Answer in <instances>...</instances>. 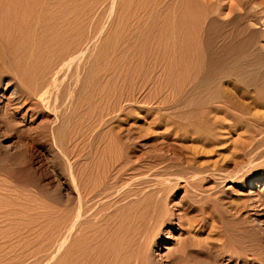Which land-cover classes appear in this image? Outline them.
Returning <instances> with one entry per match:
<instances>
[{
  "label": "rangeland",
  "instance_id": "rangeland-1",
  "mask_svg": "<svg viewBox=\"0 0 264 264\" xmlns=\"http://www.w3.org/2000/svg\"><path fill=\"white\" fill-rule=\"evenodd\" d=\"M0 264H264V0H0Z\"/></svg>",
  "mask_w": 264,
  "mask_h": 264
},
{
  "label": "bare ground",
  "instance_id": "bare-ground-1",
  "mask_svg": "<svg viewBox=\"0 0 264 264\" xmlns=\"http://www.w3.org/2000/svg\"><path fill=\"white\" fill-rule=\"evenodd\" d=\"M224 105V104H223ZM220 108H222L221 106H220ZM224 108V107H223ZM243 108V107H242ZM227 110V109H226ZM233 110H234V108H233ZM232 111V110H231ZM242 111V110H241ZM212 113V112H211ZM232 114V113H231ZM238 114V113H237ZM236 116V115H235ZM215 117V116H214ZM219 118V117H218ZM217 118V119H218ZM208 120V119H207ZM210 121V120H209ZM245 121V120H244ZM223 122V121H222ZM201 124V123H200ZM206 124V123H205ZM241 124V123H240ZM203 125V124H202ZM208 125V124H207ZM234 126V125H233ZM258 126V125H257ZM197 128V127H196ZM204 128V127H203ZM217 128V127H216ZM223 128V127H222ZM226 128V127H225ZM235 128V127H234ZM198 129V128H197ZM224 130V129H223ZM230 134V133H229ZM212 138V137H211ZM76 163V162H75ZM81 163V162H80ZM70 166H71V164H70ZM117 167V166H116ZM81 168V167H80ZM74 169V168H73ZM72 169V170H73ZM78 170V169H77ZM129 170V169H128ZM74 171V170H73ZM81 171V170H80ZM129 173V172H128ZM73 175H74V173H73ZM114 175V174H113ZM72 177V176H71ZM76 177V176H75ZM118 177V176H117ZM74 178V177H73ZM77 178V177H76ZM121 178V177H120ZM132 178V177H131ZM73 181H74V183L77 185V186H79L78 184H77V180H78V178L75 180V178L74 179H72ZM107 181H109V180H107ZM137 182V181H136ZM138 183V182H137ZM140 184V183H139ZM136 185V184H135ZM81 190V189H80ZM79 191V190H78ZM87 191V190H86ZM81 192V191H80ZM79 192H77V194H78ZM151 193V192H150ZM87 194V193H86ZM93 194V193H92ZM78 196H80L79 194H78ZM83 196V195H82ZM120 196V195H119ZM131 196V195H130ZM135 196V195H134ZM138 196V195H137ZM81 197V196H80ZM80 197H79V200H80ZM88 197V196H87ZM157 197V196H156ZM126 198H128V197H126ZM141 198V197H140ZM135 199V198H134ZM79 200H78V202H79ZM123 200V199H122ZM153 200V199H152ZM85 201H87V199L85 200ZM129 201V200H128ZM135 201H136V199H135ZM82 202V201H81ZM80 202V203H81ZM125 202V201H124ZM132 202V201H131ZM144 202V201H143ZM143 202L142 203H140V204H143ZM156 202V201H155ZM159 202V201H158ZM83 203V202H82ZM126 203V202H125ZM134 203V202H133ZM146 203V202H145ZM145 205V204H144ZM159 205V204H158ZM162 205V204H161ZM143 206V205H142ZM148 206V205H147ZM122 207V206H121ZM129 207V206H128ZM125 208V207H124ZM131 208V207H130ZM145 208V207H144ZM139 209V208H138ZM143 209V208H142ZM136 210H137V208H136ZM135 211V210H134ZM131 212V211H130ZM133 212V211H132ZM139 212V211H138ZM125 214V213H124ZM128 214V213H127ZM129 215H132L131 213L129 214ZM123 216V215H122ZM131 217V216H130ZM133 217H135V216H133ZM138 217V216H137ZM163 217V216H162ZM161 217V210L160 209H158V207H156V206H151L150 208H147V210L145 211V212H143L140 216H139V219H136L135 221H137V224H136V227L133 229V231H132V233H133V242H134V245H136V250H138V252H139V249H143V250H145V252H147L148 251V247L150 246V244H152L153 243V241H154V238L156 237V235H157V232L159 231V226L162 224L163 225V223H164V221H165V219H164V221L161 219L162 218ZM128 218H129V216H128ZM127 218V220H129ZM122 220H123V218H121ZM131 219V218H130ZM127 220H125V221H127ZM132 220V219H131ZM134 220V219H133ZM167 220V219H166ZM186 221V220H185ZM166 222V221H165ZM130 225H132L131 223H130ZM128 227H130L129 225H128ZM133 227V226H132ZM129 232V231H128ZM131 233V232H130ZM131 233V234H132ZM147 235V236H146ZM144 236H146L147 237V239L145 240L143 237ZM131 239V238H130ZM129 245V244H128ZM145 252H144V254H145ZM138 254V253H137ZM139 256V255H138ZM143 258V257H142ZM138 260H139V258H137ZM139 261H141V260H139ZM138 262V261H137Z\"/></svg>",
  "mask_w": 264,
  "mask_h": 264
}]
</instances>
